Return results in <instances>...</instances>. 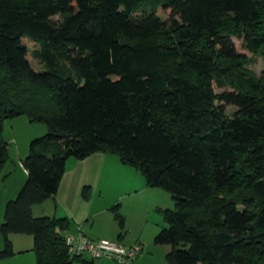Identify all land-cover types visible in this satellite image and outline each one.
<instances>
[{
  "label": "trees",
  "instance_id": "obj_1",
  "mask_svg": "<svg viewBox=\"0 0 264 264\" xmlns=\"http://www.w3.org/2000/svg\"><path fill=\"white\" fill-rule=\"evenodd\" d=\"M233 38L264 62V0H0V172L6 120L47 128L5 204L0 259L20 234L36 264H93L68 254L66 218L32 208L56 195L69 160L103 153L170 194L153 240L170 247L167 264H264V74Z\"/></svg>",
  "mask_w": 264,
  "mask_h": 264
},
{
  "label": "crops",
  "instance_id": "obj_2",
  "mask_svg": "<svg viewBox=\"0 0 264 264\" xmlns=\"http://www.w3.org/2000/svg\"><path fill=\"white\" fill-rule=\"evenodd\" d=\"M18 157L21 164V153H18ZM117 165L118 162L113 156L103 153H95L79 161L69 160L56 195L46 200V202L39 204L41 206H34L32 208V215L34 217L66 218L69 221V229L66 233L69 234H77L78 231H81L86 238L91 240H113L124 246L138 244L144 248L145 245L141 241L143 230L137 229L139 218L133 220L131 224L125 221V230H120L115 225L111 214L110 209L112 205L114 204L113 206H115L118 203L119 206L122 204L125 206L131 202V199L139 197L138 195L141 194L149 197L152 195V192L156 197V201L153 203L156 209H170L172 206L169 202H164L165 198H163L162 194H158L154 190L150 192L142 180L133 177L127 170L121 169ZM3 174L4 176L0 181L7 179L6 183L12 175L9 176L10 173L8 171L3 172ZM25 179L26 172L23 170L15 178L12 187L0 193V202L3 203V206L14 198L13 196L23 186ZM85 187L90 188L87 201H84L82 197V190ZM119 199L120 202H117ZM131 206L138 213L143 204L135 200ZM35 211H37L38 215L34 214ZM150 211L151 209L147 208L146 213L148 216L151 214ZM142 220L144 223L147 221L146 219ZM120 234H123L121 238H119ZM126 235L130 237L132 235L131 240ZM142 254L143 249L133 264L138 263ZM84 259L92 261L90 258ZM96 262L94 261L93 264Z\"/></svg>",
  "mask_w": 264,
  "mask_h": 264
},
{
  "label": "rangeland",
  "instance_id": "obj_3",
  "mask_svg": "<svg viewBox=\"0 0 264 264\" xmlns=\"http://www.w3.org/2000/svg\"><path fill=\"white\" fill-rule=\"evenodd\" d=\"M157 15L163 21H167L171 17L170 16L171 12L169 10L159 11ZM59 19H60L59 17L53 18L54 21H58ZM232 41L238 53L244 54L247 58L251 59V63L249 64L248 69L256 76H261L262 74H264L263 60L259 56H252L249 52H247L243 48L241 41L236 40L234 38L232 39ZM35 48L36 47L34 44L32 43L28 44L29 54L27 56V60L30 63L32 69L36 72H39L41 71V66L37 60L32 58V55H31ZM214 91L216 94H220L225 91H229V89L227 88L220 89V88L214 87ZM217 105L222 106L224 113L228 116H231L237 110L236 107L232 105H226L224 102H217ZM46 133H47V128L45 125L40 124V123H32L28 120L26 116H20V117L11 119V120H6L3 123L1 139L3 142L7 144L8 160L6 161V163L4 164L1 170L2 173L0 172V180H2L4 176L3 172L5 171H8V173H10L9 176L12 175V177L6 183L5 181L7 179L0 181V193H3V191H5L6 189L12 187L15 182V178L19 176V173H21V171H23L22 170L23 168L21 167V164L19 162L20 158L18 157V153H21V159L23 160L24 157L28 155L30 141L34 139H38L44 136ZM108 155L113 156L117 160L118 162L117 166L119 168L120 167L121 169L124 168L133 177L139 178L140 180H142L143 183H145L144 177L132 167L122 164L117 155H114V154H108ZM149 190L150 192L154 190L156 191V193L162 194L163 198H165L164 202L165 203L169 202L172 208L174 207L173 202L171 203V197L169 193L159 188H149ZM17 194H15V196L13 197L15 198ZM151 194L152 195H150L149 197H146V195L140 194L138 195L139 197L131 199V202H129L125 206L121 203L122 205L120 206V214L124 218V226L126 222L131 224L133 220H136L139 218V226H137V229L143 230L141 241L144 243L145 247L144 248L141 247V249H143V254L139 258V261L137 264H167L165 257H166V254L169 252L170 247L166 245H154L153 243L154 237L161 230V228L165 227V224L163 222L162 215L158 212V209H156L155 208L156 206L153 204L156 201L155 200L156 197L154 193L151 192ZM135 200L143 204V207L141 208V210L138 211V213H136L131 206L134 204ZM84 201H87V200L84 199ZM117 202H120V199ZM0 205L3 206V203L0 202ZM2 206L0 207V225L3 221L5 204L3 207ZM147 208L151 209L150 216H148V214L146 213ZM34 214L38 215L37 211H35ZM111 214L115 222V225L119 228L118 223L115 221L114 215L112 212ZM142 219H146L147 221L144 223ZM123 230L125 229L123 228ZM132 235L131 237L129 235H126V236L129 240H131ZM8 238L12 245L13 254L10 257L1 258L0 264H36V256H35V253L32 251L33 239L30 235L11 234L9 235ZM110 241H113V240H110ZM132 246H135V244L131 245L130 247ZM3 249H4V241H3V237L0 232V251H2ZM84 258L89 259L88 256H84ZM95 262H96L95 264H101V263L115 264L113 261L107 258L95 260ZM74 264H81V263L77 262Z\"/></svg>",
  "mask_w": 264,
  "mask_h": 264
},
{
  "label": "built area",
  "instance_id": "obj_4",
  "mask_svg": "<svg viewBox=\"0 0 264 264\" xmlns=\"http://www.w3.org/2000/svg\"><path fill=\"white\" fill-rule=\"evenodd\" d=\"M23 170L26 172L24 168ZM64 241L70 257L88 256L93 261L107 258L115 264H133L142 251L138 244L130 247L110 240H90L81 231L77 234L65 232Z\"/></svg>",
  "mask_w": 264,
  "mask_h": 264
}]
</instances>
